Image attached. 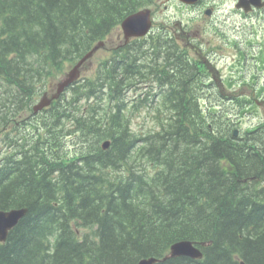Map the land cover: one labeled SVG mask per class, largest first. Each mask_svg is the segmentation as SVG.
<instances>
[{"label":"trees","instance_id":"trees-1","mask_svg":"<svg viewBox=\"0 0 264 264\" xmlns=\"http://www.w3.org/2000/svg\"><path fill=\"white\" fill-rule=\"evenodd\" d=\"M152 2L0 0V210L27 208L0 264H136L181 240L206 243L203 257L155 264H264V121L234 137L211 99L219 85L187 49L150 35L32 115L54 79ZM145 54L158 61L141 65ZM236 92L235 116L255 114ZM146 113L153 126L134 129Z\"/></svg>","mask_w":264,"mask_h":264},{"label":"rangeland","instance_id":"rangeland-1","mask_svg":"<svg viewBox=\"0 0 264 264\" xmlns=\"http://www.w3.org/2000/svg\"><path fill=\"white\" fill-rule=\"evenodd\" d=\"M225 1H214L218 9L211 19L205 14H200L197 9L180 6L176 2L168 5L166 9L161 6L154 17L155 22L158 23L180 21L182 25L189 27L190 33L201 43L203 55L208 56L214 63L208 64L209 67L216 66V69L210 71L211 75L206 85H221V96L211 99L216 103L221 114L233 117L238 128L243 130L261 120L264 121V105L256 107L253 111L255 114L245 113L238 118L235 116L236 103L225 98L228 97V93L237 95L236 91L242 90L245 95L251 93L252 99L257 101L264 99L258 92L264 88V11L258 15L245 17L240 12L234 11L233 0ZM224 2L228 4L225 7ZM118 34V32L112 34L105 47L98 50L89 60V65L83 69V72L88 73V69L96 64L99 57L108 56L109 44L113 47L120 44L122 36L119 39ZM54 82L55 79L51 87ZM213 90L217 91L214 85L209 91ZM133 94L134 92L128 94V97ZM152 126V117L147 113L140 114L133 120V127L136 130L148 129Z\"/></svg>","mask_w":264,"mask_h":264},{"label":"water","instance_id":"water-1","mask_svg":"<svg viewBox=\"0 0 264 264\" xmlns=\"http://www.w3.org/2000/svg\"><path fill=\"white\" fill-rule=\"evenodd\" d=\"M168 1V0H166ZM186 4H192L196 0H180ZM252 3L259 7L258 0H252ZM242 6H245L246 1L241 0ZM151 27L150 20V11L148 9L140 10L123 20L121 23V28L124 34V38L128 39L131 37H141L144 36ZM96 48V47H95ZM94 48V49H95ZM93 49V50H94ZM92 50V51H93ZM91 53V52H90ZM88 53L81 61H79L59 82L55 85V91L57 94L62 92L65 87L70 85L78 75V68L81 63L90 55ZM55 97V96H54ZM50 103L45 97L34 106V111L37 112L44 106ZM109 146V142H105L103 144V148H107ZM26 214V209H12L9 211H0V241H4L8 234V231L17 225L19 220ZM177 256H188L191 258H199L201 254L197 248L192 246L190 242L182 241L173 244L170 247V253L168 257H177ZM167 258V257H166ZM155 259L141 260L138 264H153Z\"/></svg>","mask_w":264,"mask_h":264},{"label":"flooded vegetation","instance_id":"flooded-vegetation-1","mask_svg":"<svg viewBox=\"0 0 264 264\" xmlns=\"http://www.w3.org/2000/svg\"><path fill=\"white\" fill-rule=\"evenodd\" d=\"M214 1L215 0H198L195 5L187 6V7L192 8V9H197L200 14H204L206 10H209L211 12V14L213 13L212 15H214L216 12V6L214 5ZM174 2H176V0ZM225 2H224V6H227V3H225ZM236 2H237V0H233V2H232V4H233L232 7H234V11L240 12L245 17H250V16L255 15V14L258 15L264 11L263 9L260 11V10H256L255 8H253L249 12H244L242 9L236 8ZM247 9L249 10V7H247ZM188 36L189 35L187 34L186 37H188ZM210 69H211V71H213V69H215V67H213V68L210 67Z\"/></svg>","mask_w":264,"mask_h":264},{"label":"bare ground","instance_id":"bare-ground-1","mask_svg":"<svg viewBox=\"0 0 264 264\" xmlns=\"http://www.w3.org/2000/svg\"><path fill=\"white\" fill-rule=\"evenodd\" d=\"M186 123V122H185ZM263 154V153H262ZM189 194V193H188ZM183 257H186V258H190V259H193V260H200L202 257H199V258H191V257H188V256H183Z\"/></svg>","mask_w":264,"mask_h":264}]
</instances>
